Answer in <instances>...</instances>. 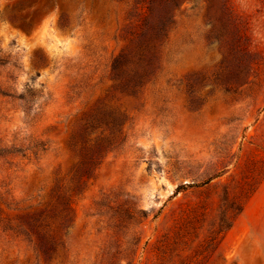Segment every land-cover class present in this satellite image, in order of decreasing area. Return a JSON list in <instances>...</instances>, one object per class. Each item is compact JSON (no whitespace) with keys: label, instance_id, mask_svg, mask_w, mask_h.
<instances>
[{"label":"rangeland","instance_id":"374dc122","mask_svg":"<svg viewBox=\"0 0 264 264\" xmlns=\"http://www.w3.org/2000/svg\"><path fill=\"white\" fill-rule=\"evenodd\" d=\"M146 11L0 0V264H264V0H187L123 91Z\"/></svg>","mask_w":264,"mask_h":264},{"label":"trees","instance_id":"16d2710c","mask_svg":"<svg viewBox=\"0 0 264 264\" xmlns=\"http://www.w3.org/2000/svg\"><path fill=\"white\" fill-rule=\"evenodd\" d=\"M146 7V16L140 21L134 43L113 62L112 71L116 87L123 91H136L148 83L158 68V55L173 27L176 11L187 0H138ZM93 159H91L92 161ZM92 163V162H90ZM90 163L84 164L88 169ZM195 183L182 185L194 186ZM142 212L138 211L137 213ZM228 224L226 229H230ZM39 251L50 253L52 247L37 241Z\"/></svg>","mask_w":264,"mask_h":264}]
</instances>
